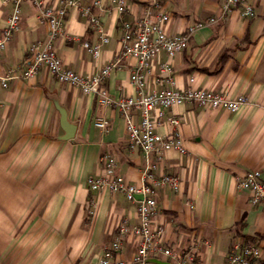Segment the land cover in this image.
Segmentation results:
<instances>
[{
    "label": "crops",
    "instance_id": "1",
    "mask_svg": "<svg viewBox=\"0 0 264 264\" xmlns=\"http://www.w3.org/2000/svg\"><path fill=\"white\" fill-rule=\"evenodd\" d=\"M39 1L50 5L57 0ZM100 1L92 13L108 41L97 59L82 44L98 41L100 32L74 9L52 39L64 66L83 76L118 59L122 23L140 17L146 7L157 4L169 16L166 31L178 33L213 17L221 2L126 0V11L119 14L111 0ZM9 13L10 5L0 0V33ZM49 33L37 7L23 2L18 26L0 54V72L27 65L30 43ZM166 59L160 53L152 61L148 88L167 86L158 76V65ZM118 60L102 86L113 98L134 96L129 82L134 62ZM169 61L175 87L213 89L227 97L242 94L248 102L237 113L196 103L168 108L156 130H170L166 117H178L186 152L170 149L148 160L128 148L124 120L115 107L57 81L44 67L0 88V264H97L118 225L136 222L135 204L122 193L88 188L87 178L102 172L104 157L114 160L129 183L140 181L147 161L155 165V175L178 178L176 189H154L152 216V226L161 229L162 241L176 258L153 254L148 264H178L189 250L193 264H223L234 237L255 242L264 260V207L252 205L234 179L258 169L264 180V6L259 3L253 17L233 11L224 21L195 30L186 48ZM61 110L74 126L68 139L62 138ZM98 117L106 121L104 130L94 125ZM137 241L125 236L120 256L130 259Z\"/></svg>",
    "mask_w": 264,
    "mask_h": 264
},
{
    "label": "built area",
    "instance_id": "2",
    "mask_svg": "<svg viewBox=\"0 0 264 264\" xmlns=\"http://www.w3.org/2000/svg\"><path fill=\"white\" fill-rule=\"evenodd\" d=\"M26 1L32 2L37 7L39 16L46 21L50 33L45 39L30 43L27 65L23 68L11 67L0 72V88H6L12 80L32 77L44 67L57 81L75 87L83 94H93L101 105L115 107L124 120L128 148L138 149L147 160L151 155L160 158L170 149L180 154L186 152L182 137L177 131L178 117H166L164 122L171 127L170 130L163 133L156 130L168 108L184 103H196L202 107L223 108L237 113L248 102L246 96L242 94L227 97L213 89L193 86L175 87L169 60L186 48L195 30L210 23L224 21L233 11H237L243 18L253 17L256 6L259 3L264 6V0H221L218 11L213 17L205 21H197L178 33L166 31L169 16L155 3L146 7L140 17L133 21H124L119 40L118 59L129 58L134 62L129 72V82L135 88V95L117 98L107 93L102 82L110 71L118 66V59L107 62L88 76H83L64 66L52 44L53 37L61 33L68 10L74 9L85 17L88 24L97 27L100 32L98 41L82 44L92 57L97 59L101 46L108 41L107 35L101 33L99 19L92 13V7L101 6L100 0H92L85 5L82 4L84 0H57L50 5H45L39 0H2L4 4L10 5V13L0 33V54L18 26L20 7ZM110 2L117 13L122 14L126 11V0ZM160 53H164L167 59L159 63L158 76L168 84L150 89L146 85V74L149 73L152 61ZM189 81H192V78H189ZM94 125L104 130L106 121L98 117ZM154 166L147 161L141 171L140 181L129 183L117 172L114 160L104 157L102 172L87 178L86 182L90 190L106 188L111 192L122 193L126 200L135 204L136 208V222L118 225L114 239L103 248L97 264H148V259L153 254L176 258L173 251L162 241L161 229L152 226V216L156 208L154 189L163 187L176 189L178 178L172 174L155 175ZM234 179L238 188L248 192L249 202L252 205L264 207V180L258 169L249 170L235 176ZM127 235L138 238L130 259H125L119 254L122 240ZM193 260L194 253L189 250L178 258V264H193ZM223 264H264V260L262 251L255 242L234 237L229 244Z\"/></svg>",
    "mask_w": 264,
    "mask_h": 264
},
{
    "label": "water",
    "instance_id": "3",
    "mask_svg": "<svg viewBox=\"0 0 264 264\" xmlns=\"http://www.w3.org/2000/svg\"><path fill=\"white\" fill-rule=\"evenodd\" d=\"M59 123H60V127L65 131V135L62 138L68 139V138L72 137L74 126L66 121L65 114L62 110L60 111Z\"/></svg>",
    "mask_w": 264,
    "mask_h": 264
}]
</instances>
